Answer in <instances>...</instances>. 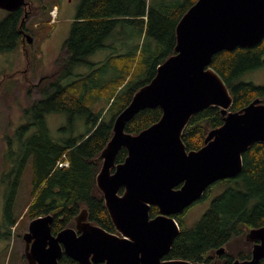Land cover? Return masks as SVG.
Returning a JSON list of instances; mask_svg holds the SVG:
<instances>
[{
    "label": "trees",
    "instance_id": "1",
    "mask_svg": "<svg viewBox=\"0 0 264 264\" xmlns=\"http://www.w3.org/2000/svg\"><path fill=\"white\" fill-rule=\"evenodd\" d=\"M27 1L32 7V0ZM196 1H81L63 45L60 68L42 78L45 83L39 86L41 97L31 108L35 117L23 127L25 131L20 136L17 151L7 152V162L0 176L3 183L0 239H10L12 229L18 223L14 214L15 200L22 173L27 167L31 181V197L25 207L28 220L51 214V231L56 234L63 228L73 227L75 216L85 208L87 220L116 232L95 181L100 169L98 156L112 135L117 114L128 104L133 93L150 81L157 66L174 53L176 25ZM40 7L44 8L39 4L36 9ZM24 12L25 8L19 7L6 11L0 19V52L16 49L23 42V31H30L27 27L29 16L21 22ZM121 23L127 24L131 32L138 33L142 44L109 56V64L103 70L72 73L73 66L88 64L86 57L103 48L105 39ZM210 66L229 89L233 98L230 110H240L255 98L264 102V84L256 85L243 79L245 73L264 66V36L254 46L215 53ZM117 87H121L120 90ZM91 97L96 100L89 102ZM101 98L106 99L104 106L109 104L112 109L107 119L91 111L93 103ZM51 111L68 112L70 116L85 115L87 130L77 137L53 138L44 119ZM161 115L159 106L143 108L126 122L124 130L137 134L158 121ZM222 123L223 115L218 106L210 105L195 113L181 134L186 149L201 147L207 132ZM126 156L127 149L120 148L115 163H122ZM63 160L68 161L67 166L58 164ZM215 187L220 188L219 193L211 198L208 208L192 225L184 219L189 207L174 215L179 232L165 259L232 264L235 258H250L252 243L245 239V234L251 228L264 226V142L250 145L242 153L240 171L234 177L208 186L196 202L209 198ZM157 213L158 208L152 205L149 215L153 217ZM221 247L224 252L217 255L216 251ZM58 264L82 263L63 254ZM256 264H264V257Z\"/></svg>",
    "mask_w": 264,
    "mask_h": 264
},
{
    "label": "water",
    "instance_id": "2",
    "mask_svg": "<svg viewBox=\"0 0 264 264\" xmlns=\"http://www.w3.org/2000/svg\"><path fill=\"white\" fill-rule=\"evenodd\" d=\"M19 7L25 8L23 22L31 7L27 0H0L3 10ZM175 35L174 53L117 114L98 156L95 181L116 232L87 220L85 208L73 227L56 234L51 214L35 217L22 235L27 264H58L63 254L82 264H205L164 256L179 232L174 215L199 200L211 184L234 177L242 153L264 142V102L255 98L230 110L229 89L210 66L215 53L254 46L263 38L264 0H197L178 21ZM23 40L30 43L32 36L23 31ZM210 105L220 108L223 123L207 132L201 147L187 150L184 128ZM155 106L162 109L158 121L137 134L125 132L138 111ZM122 147L127 156L116 164ZM152 205L159 211L154 217L149 215ZM245 239L253 243L250 258H235L232 264H256L264 257V226L248 230ZM222 252L223 247L217 250Z\"/></svg>",
    "mask_w": 264,
    "mask_h": 264
},
{
    "label": "rangeland",
    "instance_id": "3",
    "mask_svg": "<svg viewBox=\"0 0 264 264\" xmlns=\"http://www.w3.org/2000/svg\"><path fill=\"white\" fill-rule=\"evenodd\" d=\"M81 1L32 0V7L27 8V27L30 30L27 33H32V41L28 43L23 40L16 49L0 52V176L4 163L7 162V152L17 151L20 136L25 131L23 127L35 117L31 108L41 97L39 86L45 83L42 78L60 68L61 58L64 56L63 45L69 36ZM39 4L44 8L37 10ZM54 9L57 11L56 17L51 13ZM5 15L6 10L0 8V19ZM141 44L138 33L131 32L127 24L121 23L116 26L112 35L105 39L103 48L86 57L88 64L73 66L71 71L74 74H86L89 71L91 73L103 70L109 64V56L122 54L132 50L134 46L138 48ZM243 79L256 85L264 84V66L245 73ZM120 88L117 87V90ZM92 100L95 101V97H91L89 102ZM105 101V98H101L93 103L91 108L92 112L100 114L103 119H107L112 113L109 104L104 106ZM44 119L53 138L77 137L87 130L85 115L70 116L68 112L51 111L45 114ZM30 191V169L27 167L22 173L15 200L14 214L18 223L12 229L10 239H0V264H25L22 235L29 222L25 207L31 197ZM219 191L220 188L215 187L209 198L189 206L184 215L186 223L192 225L196 222L210 205L211 198ZM2 193L3 183L0 182V220L3 212Z\"/></svg>",
    "mask_w": 264,
    "mask_h": 264
},
{
    "label": "built area",
    "instance_id": "4",
    "mask_svg": "<svg viewBox=\"0 0 264 264\" xmlns=\"http://www.w3.org/2000/svg\"><path fill=\"white\" fill-rule=\"evenodd\" d=\"M53 17H55L56 15V12L55 11H52L51 12ZM60 166H67L68 165V161L67 160H63L62 162L58 163Z\"/></svg>",
    "mask_w": 264,
    "mask_h": 264
},
{
    "label": "flooded vegetation",
    "instance_id": "5",
    "mask_svg": "<svg viewBox=\"0 0 264 264\" xmlns=\"http://www.w3.org/2000/svg\"><path fill=\"white\" fill-rule=\"evenodd\" d=\"M113 169H114V168H113ZM190 206H191V205H190ZM187 208H188V207H187ZM185 209H186V208H185ZM185 209H184V210H185ZM184 210H183V211H184ZM183 211H182V212H183ZM182 212H181V213H182ZM158 213H159V211H158ZM158 213H157V214H158ZM157 214H156V215H157ZM179 214H180V213H179ZM156 215H155V216H156ZM153 217H154V216H153ZM251 243H252V242H251ZM252 245H253V243H252ZM216 254H217V251H216ZM217 255H220V254H217Z\"/></svg>",
    "mask_w": 264,
    "mask_h": 264
},
{
    "label": "crops",
    "instance_id": "6",
    "mask_svg": "<svg viewBox=\"0 0 264 264\" xmlns=\"http://www.w3.org/2000/svg\"><path fill=\"white\" fill-rule=\"evenodd\" d=\"M107 103L105 102V105H106Z\"/></svg>",
    "mask_w": 264,
    "mask_h": 264
},
{
    "label": "bare ground",
    "instance_id": "7",
    "mask_svg": "<svg viewBox=\"0 0 264 264\" xmlns=\"http://www.w3.org/2000/svg\"><path fill=\"white\" fill-rule=\"evenodd\" d=\"M63 149V148H62Z\"/></svg>",
    "mask_w": 264,
    "mask_h": 264
}]
</instances>
